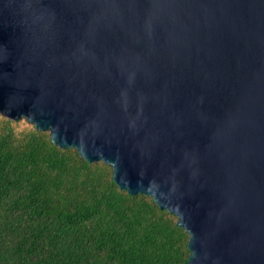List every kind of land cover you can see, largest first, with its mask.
I'll return each mask as SVG.
<instances>
[{"label": "water", "instance_id": "1", "mask_svg": "<svg viewBox=\"0 0 264 264\" xmlns=\"http://www.w3.org/2000/svg\"><path fill=\"white\" fill-rule=\"evenodd\" d=\"M0 117L186 235L264 264V0H0Z\"/></svg>", "mask_w": 264, "mask_h": 264}, {"label": "trees", "instance_id": "2", "mask_svg": "<svg viewBox=\"0 0 264 264\" xmlns=\"http://www.w3.org/2000/svg\"><path fill=\"white\" fill-rule=\"evenodd\" d=\"M22 129H17L19 123ZM186 235L23 120L0 117V264H185Z\"/></svg>", "mask_w": 264, "mask_h": 264}, {"label": "rangeland", "instance_id": "3", "mask_svg": "<svg viewBox=\"0 0 264 264\" xmlns=\"http://www.w3.org/2000/svg\"><path fill=\"white\" fill-rule=\"evenodd\" d=\"M18 122V121H17ZM27 124V123H26ZM24 127V124L23 123H19L18 126H17V129H22Z\"/></svg>", "mask_w": 264, "mask_h": 264}]
</instances>
